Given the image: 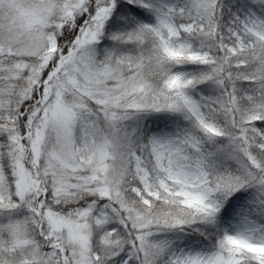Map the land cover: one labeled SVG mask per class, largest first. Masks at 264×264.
I'll return each mask as SVG.
<instances>
[{"label":"snow or ice","instance_id":"snow-or-ice-1","mask_svg":"<svg viewBox=\"0 0 264 264\" xmlns=\"http://www.w3.org/2000/svg\"><path fill=\"white\" fill-rule=\"evenodd\" d=\"M0 264H264V0H0Z\"/></svg>","mask_w":264,"mask_h":264}]
</instances>
